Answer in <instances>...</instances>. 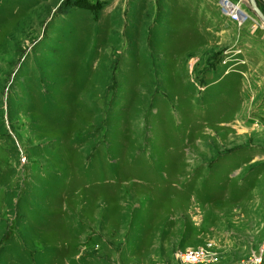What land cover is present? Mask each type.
Here are the masks:
<instances>
[{
	"label": "rangeland",
	"instance_id": "1",
	"mask_svg": "<svg viewBox=\"0 0 264 264\" xmlns=\"http://www.w3.org/2000/svg\"><path fill=\"white\" fill-rule=\"evenodd\" d=\"M243 6L0 0V264H264V21Z\"/></svg>",
	"mask_w": 264,
	"mask_h": 264
},
{
	"label": "built area",
	"instance_id": "2",
	"mask_svg": "<svg viewBox=\"0 0 264 264\" xmlns=\"http://www.w3.org/2000/svg\"><path fill=\"white\" fill-rule=\"evenodd\" d=\"M243 5H245V8L250 7L249 0H220L222 13L236 19L239 22H243L248 17L247 9L245 10L242 8L244 7ZM205 256L206 255L202 247H199L196 250H188L180 254L181 260L186 264H194L198 261H202ZM256 260L258 261L259 259L257 258ZM255 261L253 260V263Z\"/></svg>",
	"mask_w": 264,
	"mask_h": 264
},
{
	"label": "water",
	"instance_id": "3",
	"mask_svg": "<svg viewBox=\"0 0 264 264\" xmlns=\"http://www.w3.org/2000/svg\"><path fill=\"white\" fill-rule=\"evenodd\" d=\"M252 10L258 15V17L264 21V13L258 6L256 0H249Z\"/></svg>",
	"mask_w": 264,
	"mask_h": 264
},
{
	"label": "bare ground",
	"instance_id": "4",
	"mask_svg": "<svg viewBox=\"0 0 264 264\" xmlns=\"http://www.w3.org/2000/svg\"><path fill=\"white\" fill-rule=\"evenodd\" d=\"M247 4H248V2H247ZM249 5H250V2H249ZM250 7H251V5H250Z\"/></svg>",
	"mask_w": 264,
	"mask_h": 264
}]
</instances>
